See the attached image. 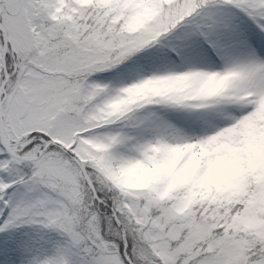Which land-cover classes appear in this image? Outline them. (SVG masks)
<instances>
[{
    "label": "snow or ice",
    "instance_id": "1",
    "mask_svg": "<svg viewBox=\"0 0 264 264\" xmlns=\"http://www.w3.org/2000/svg\"><path fill=\"white\" fill-rule=\"evenodd\" d=\"M0 264H264V0H0Z\"/></svg>",
    "mask_w": 264,
    "mask_h": 264
}]
</instances>
